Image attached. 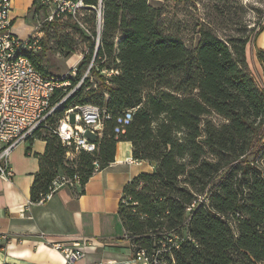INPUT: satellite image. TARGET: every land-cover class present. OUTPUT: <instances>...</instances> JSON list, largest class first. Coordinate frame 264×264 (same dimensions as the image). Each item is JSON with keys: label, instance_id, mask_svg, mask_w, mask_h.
Returning <instances> with one entry per match:
<instances>
[{"label": "trees", "instance_id": "trees-1", "mask_svg": "<svg viewBox=\"0 0 264 264\" xmlns=\"http://www.w3.org/2000/svg\"><path fill=\"white\" fill-rule=\"evenodd\" d=\"M34 6L35 0L29 9ZM102 6L95 53L91 11L79 25L66 17L41 30L66 57L76 53V38L84 44L75 77L65 79L71 87L92 59L89 73L99 79L96 85L85 78L51 123L85 104L109 119L96 153L81 152L74 162L66 161L55 136H40L45 149L34 155L30 202L60 177L77 176L83 189L114 161L116 144L128 142L132 160L153 167L124 185L118 203L133 257L143 252L160 264H264V90L248 69V44L264 25L255 35L253 29L225 38L202 28L196 47L188 48L166 35L160 10L148 0H103ZM45 44L42 39V51L26 56L44 76H54L41 64ZM255 58L264 68V47ZM110 71L115 74H102ZM62 96L56 91L52 104ZM130 109L136 110L124 133L114 134L115 118Z\"/></svg>", "mask_w": 264, "mask_h": 264}, {"label": "crops", "instance_id": "crops-1", "mask_svg": "<svg viewBox=\"0 0 264 264\" xmlns=\"http://www.w3.org/2000/svg\"><path fill=\"white\" fill-rule=\"evenodd\" d=\"M15 1L16 7L27 12L33 0H12L13 8ZM248 69L264 88V68L254 55ZM44 149L45 144L42 152L32 153L35 166L31 178L9 162L11 180L0 179V264H66L53 242H81L83 259L77 264H134L117 215L118 203L124 185L140 173H150L152 165L133 160L127 164V159H132L131 144L119 142L114 161L94 172L83 189L62 186L48 201L37 204L30 202L29 190L38 171L34 155H42ZM25 155L31 156V148Z\"/></svg>", "mask_w": 264, "mask_h": 264}, {"label": "built area", "instance_id": "built-area-1", "mask_svg": "<svg viewBox=\"0 0 264 264\" xmlns=\"http://www.w3.org/2000/svg\"><path fill=\"white\" fill-rule=\"evenodd\" d=\"M103 0H96L89 5L87 0H35L32 11L37 25L26 39H19L13 32L12 0H0V179L10 181L12 171L9 163L11 152L19 145L32 143L40 136L49 133L55 136L66 149L65 157L72 159L81 152L95 154L97 142L101 139L104 122L109 119L102 110L94 105H76L69 107L54 123H51L52 96L56 91L63 93L58 102H65L88 77L93 59L88 65L87 73L80 81L71 87V83H53L46 80L29 61H19L10 64V53L20 47H31L35 52L41 49L42 31L38 28L53 23L62 18H69L79 25L85 16V11L94 15V45L93 53L99 47V38L103 20H98V12H103ZM86 35L90 32L83 30ZM76 75V69L71 73ZM110 77L115 72H103ZM71 87V88H70ZM56 102V103H58ZM136 109L122 112L115 118L114 134L124 133ZM127 164L134 163L127 159ZM74 177V179H76ZM64 178H56L49 193L41 196L37 204H43L63 186ZM79 181V180H78ZM51 245L64 257L66 264H77L83 259L81 242L61 244L53 242ZM134 264H160L158 261H149L143 252L132 258Z\"/></svg>", "mask_w": 264, "mask_h": 264}, {"label": "rangeland", "instance_id": "rangeland-1", "mask_svg": "<svg viewBox=\"0 0 264 264\" xmlns=\"http://www.w3.org/2000/svg\"><path fill=\"white\" fill-rule=\"evenodd\" d=\"M149 4L160 10V22L167 36L182 41L188 48L196 47L199 39L200 29H209L220 38L238 37L240 35H248L253 30V34L257 33V28L264 25V0H148ZM12 18L15 19L12 26V32L19 39H26L32 32L33 27L37 25L32 11L35 8L28 9L27 12L22 7H16L14 2ZM24 6V1H23ZM44 27L36 30H42ZM43 42L46 43V49L42 52L41 64L56 78L73 77V70L78 66L83 58L80 53L84 44L76 38V53L70 57H66L55 46V42L50 40L47 42L46 34L42 31ZM252 35V33H251ZM250 35V36H251ZM52 48L49 50V48ZM264 47V30L251 38L248 44L249 63L252 55L257 50ZM40 52L42 51L39 50ZM38 52V51H37ZM32 51V53H37ZM87 73V69L82 72L81 78ZM90 83L99 84V79L87 74ZM263 90L264 88L261 87ZM215 122L220 119L213 116ZM30 144H22L17 146L9 156V162L17 165L21 170L25 171L24 177L31 178L35 160L32 156L34 152H42L44 143L42 140H35L31 147ZM26 148H31V156L25 155ZM68 162L76 161L77 157L72 159L65 158ZM14 161V163H12ZM76 177V176H74ZM64 178L63 187L73 188L79 187L76 179ZM247 264V263H246Z\"/></svg>", "mask_w": 264, "mask_h": 264}, {"label": "bare ground", "instance_id": "bare-ground-1", "mask_svg": "<svg viewBox=\"0 0 264 264\" xmlns=\"http://www.w3.org/2000/svg\"><path fill=\"white\" fill-rule=\"evenodd\" d=\"M101 12H98V20H101ZM35 49H32L31 47H20L17 48V50H14L13 53H10V64H18L19 61H29L31 63V61L27 58L26 53H32V51H34ZM31 65H33L31 63ZM66 77L64 78H54V77H50L47 76L46 80H49V82H53V83H69L68 80H65ZM59 103V104H58ZM57 104L55 103V108H52V117L54 115L55 109L62 104L63 102H58ZM91 105V104H88Z\"/></svg>", "mask_w": 264, "mask_h": 264}]
</instances>
